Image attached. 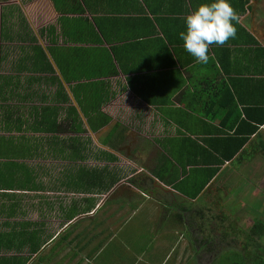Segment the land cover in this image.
<instances>
[{
	"label": "crops",
	"instance_id": "obj_1",
	"mask_svg": "<svg viewBox=\"0 0 264 264\" xmlns=\"http://www.w3.org/2000/svg\"><path fill=\"white\" fill-rule=\"evenodd\" d=\"M12 2L0 9V31L31 30L45 48L26 8L46 18L38 31L60 32L67 18L85 39L67 45L103 47L124 73L118 66L103 79L110 121L93 133L84 119L90 135L78 143L74 134L6 132L0 122V264H203L219 235H256L264 124L226 156L249 129L246 115H257L248 105L264 101V0H230L236 37L210 46L207 63L179 38L205 0ZM90 27L100 44L86 41ZM26 45L2 39L0 62Z\"/></svg>",
	"mask_w": 264,
	"mask_h": 264
},
{
	"label": "trees",
	"instance_id": "obj_2",
	"mask_svg": "<svg viewBox=\"0 0 264 264\" xmlns=\"http://www.w3.org/2000/svg\"><path fill=\"white\" fill-rule=\"evenodd\" d=\"M54 4L58 9V0H54ZM58 23L61 26L60 32L52 24L38 31L39 36L46 39L45 48L38 44V39L31 30L6 34L4 39L21 40L27 42V45L22 47V53L17 56L16 61L7 64L8 71L0 74V122L3 124V131L45 133L53 137L59 136L60 141H63L61 135L72 137L70 134H74L76 137L88 131L84 126V119L93 133L110 121L101 111L102 106L110 99L107 80L103 79L116 75L119 72L118 66L123 73L124 70L120 64L114 63V58L103 47L90 49L67 45L68 42L84 43V35L67 18H59ZM89 29L90 35L86 41L100 44L98 34L92 27ZM1 36L2 30L0 38ZM3 50L0 48V60L5 57ZM112 54L116 57L115 49ZM261 81L264 84V78ZM128 83L130 85L131 81L128 80ZM71 98L76 105H73ZM248 106L257 115H246L249 129L233 146L227 158L236 154L248 136L264 124V101H256ZM74 141L78 143V137ZM75 147L77 152L80 151L78 144ZM215 171L216 169H212L211 174ZM225 237L220 238L221 242L225 241Z\"/></svg>",
	"mask_w": 264,
	"mask_h": 264
},
{
	"label": "clouds",
	"instance_id": "obj_3",
	"mask_svg": "<svg viewBox=\"0 0 264 264\" xmlns=\"http://www.w3.org/2000/svg\"><path fill=\"white\" fill-rule=\"evenodd\" d=\"M239 22L230 0H205L184 17V31L179 38L183 47L197 63H207L212 45H224L236 37Z\"/></svg>",
	"mask_w": 264,
	"mask_h": 264
},
{
	"label": "rangeland",
	"instance_id": "obj_4",
	"mask_svg": "<svg viewBox=\"0 0 264 264\" xmlns=\"http://www.w3.org/2000/svg\"><path fill=\"white\" fill-rule=\"evenodd\" d=\"M26 10L28 11L30 26L38 34V29L42 25H45L44 22L46 18L42 19V17L37 16L33 8L30 9L29 6L26 8ZM7 12L6 10H4L2 17H4ZM3 19L5 21L6 16ZM13 26L15 28L18 27L20 29V24L19 22L16 21V18L13 20ZM5 28H6V32L2 29V36L0 38L1 41L2 39L5 38L6 34L9 35L10 33H14V31H11V28H7V27ZM45 41L46 39L45 40L41 39V44L47 45ZM14 52L17 53V51L9 50L8 53H10L12 57H7L4 59L3 62H0V71H1L0 73L4 74L5 72H7L9 67V65L7 64L17 60L16 59L17 57H13V55H16ZM86 134L90 135L89 132H87ZM85 137L88 138V136ZM92 146L95 147L94 145ZM260 227H264V225L256 226V235H250V232H248L249 234L248 235L246 233L247 231H245L244 234L240 233V235H233L234 233H232L231 235H219V238L221 239L222 237L226 236L225 241L227 242L223 243L221 242L220 239L219 242L222 244L221 249L217 252V254H214L212 258L211 256L207 258L209 254L204 255L203 264H264V234L259 233ZM204 236H205V240H207L208 235H204Z\"/></svg>",
	"mask_w": 264,
	"mask_h": 264
},
{
	"label": "flooded vegetation",
	"instance_id": "obj_5",
	"mask_svg": "<svg viewBox=\"0 0 264 264\" xmlns=\"http://www.w3.org/2000/svg\"><path fill=\"white\" fill-rule=\"evenodd\" d=\"M13 0H0V9L2 8V7H4V6H6V5H9V4H12L13 2H12ZM0 43H2V41H0ZM204 239V238H203ZM207 241H208V243L209 244H207L206 243V240L204 239V241H203V243H205V250L207 249H209L210 248V246H211V242H210V240H208V238H207ZM214 242H216V243H214ZM227 241H225V242H223V243H226ZM213 243V245H212V247H213V255L214 254H217V252L221 249V243L219 242V240L218 241H213L212 242ZM210 255H208L207 256V258L209 257Z\"/></svg>",
	"mask_w": 264,
	"mask_h": 264
}]
</instances>
